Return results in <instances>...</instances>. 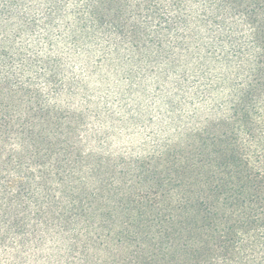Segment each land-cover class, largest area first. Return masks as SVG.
Instances as JSON below:
<instances>
[{
    "label": "rangeland",
    "instance_id": "374dc122",
    "mask_svg": "<svg viewBox=\"0 0 264 264\" xmlns=\"http://www.w3.org/2000/svg\"><path fill=\"white\" fill-rule=\"evenodd\" d=\"M86 1L66 0L55 25L45 32L39 22L22 38L61 59L72 83L56 100L63 110L34 89L0 87V264H264L241 252L251 234L221 221L252 194L238 146L251 135L235 138L226 116L255 79L247 28L242 57L228 65L206 47L231 55L230 46L204 29L191 53L168 59L115 34L73 44ZM64 109L82 113L79 126ZM250 121L263 136L264 103Z\"/></svg>",
    "mask_w": 264,
    "mask_h": 264
},
{
    "label": "trees",
    "instance_id": "16d2710c",
    "mask_svg": "<svg viewBox=\"0 0 264 264\" xmlns=\"http://www.w3.org/2000/svg\"><path fill=\"white\" fill-rule=\"evenodd\" d=\"M65 1L0 0V87L34 89L39 93L38 100L42 105L58 112L63 109L56 100L66 93L64 86L67 92L72 89V83L64 85L61 59L49 53L37 54L22 38L32 34L39 22L45 32L55 25L56 19L63 16ZM42 5L44 10L35 15V8ZM131 10L135 14L134 23L129 16ZM74 23L81 33H74L69 38L73 44L87 41L89 32L115 34L134 44L136 49H147V45H151L154 52L165 59L172 51L191 53L192 39L198 30L204 29L208 34L215 33V39L221 44L230 46L231 55L222 50L216 55L220 46L217 42L206 47L209 57L225 62V65L230 64V58L242 57L243 48L237 36L241 27L247 28L253 51L250 72L255 73V79L245 84L226 116L233 125L235 138L241 132L251 135L248 143L239 140L238 146L243 150V163L248 172L244 180L252 194L245 206L223 214L221 221L231 234L250 233L253 237L251 247L242 245L241 252L248 262L258 258L264 262V135L256 136L257 126L250 121L252 110L257 104L264 103V0H87L77 8ZM45 41L53 47L48 38ZM168 43L172 48L169 52L166 49ZM64 110L72 123L79 126L82 113ZM73 193L67 191L66 197L72 199ZM250 218H255L257 224L251 225Z\"/></svg>",
    "mask_w": 264,
    "mask_h": 264
}]
</instances>
